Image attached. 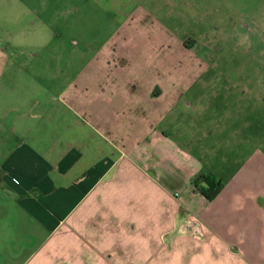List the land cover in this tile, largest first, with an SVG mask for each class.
I'll return each mask as SVG.
<instances>
[{
    "label": "crops",
    "instance_id": "0c3cea01",
    "mask_svg": "<svg viewBox=\"0 0 264 264\" xmlns=\"http://www.w3.org/2000/svg\"><path fill=\"white\" fill-rule=\"evenodd\" d=\"M22 61L0 43V264H264L263 65L240 86L242 133H199L190 152L135 116L123 131L115 115L79 133L40 111L44 126H16L25 109L5 95ZM196 173L220 182L210 198Z\"/></svg>",
    "mask_w": 264,
    "mask_h": 264
},
{
    "label": "rangeland",
    "instance_id": "374dc122",
    "mask_svg": "<svg viewBox=\"0 0 264 264\" xmlns=\"http://www.w3.org/2000/svg\"><path fill=\"white\" fill-rule=\"evenodd\" d=\"M0 39L29 72L5 95L25 109L16 126L40 111L79 133L115 115L123 131L135 116L194 152L199 133L244 129L240 86L264 66V0H0Z\"/></svg>",
    "mask_w": 264,
    "mask_h": 264
},
{
    "label": "trees",
    "instance_id": "16d2710c",
    "mask_svg": "<svg viewBox=\"0 0 264 264\" xmlns=\"http://www.w3.org/2000/svg\"><path fill=\"white\" fill-rule=\"evenodd\" d=\"M190 185L208 199L218 190L220 182L210 173H196L190 178Z\"/></svg>",
    "mask_w": 264,
    "mask_h": 264
}]
</instances>
